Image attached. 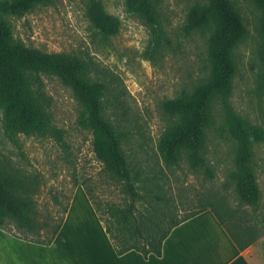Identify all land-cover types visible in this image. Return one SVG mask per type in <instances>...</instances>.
Here are the masks:
<instances>
[{"label": "rangeland", "instance_id": "rangeland-1", "mask_svg": "<svg viewBox=\"0 0 264 264\" xmlns=\"http://www.w3.org/2000/svg\"><path fill=\"white\" fill-rule=\"evenodd\" d=\"M88 1L52 0L6 20L16 42L44 53L80 58L87 66L88 80L104 87L103 115L121 137L132 180L142 196L136 206L144 231L150 225L148 218L161 219L166 227L168 218L182 219L212 205L233 222L257 223L264 213V140L252 150L260 202L257 207L246 206L233 179L238 143L227 125L220 96L212 100L204 131V165L194 168L186 150L177 164H168L160 150L161 140L175 135L182 123L181 117L165 111L164 103L192 93L210 76L212 27L189 35L184 32L190 11L209 0H152L158 11L156 26L130 12L128 0H101L120 23L112 37H105L92 24ZM230 1L247 30L232 53L237 71L230 106L241 119L264 131V64L258 54L262 10L256 0ZM34 89L44 98L50 132L7 133L0 105V164L28 179L42 234L20 230L10 220L4 230L21 239L42 240L48 231L45 224L65 220L64 210L72 208L63 236L73 246H94L98 235L91 231L103 222L82 195L71 204L77 193L92 199L107 222V209L127 206L130 197L124 183L96 157L92 131L81 121L84 108L72 89L56 75L44 73L35 75ZM251 246L264 254V235Z\"/></svg>", "mask_w": 264, "mask_h": 264}, {"label": "trees", "instance_id": "trees-1", "mask_svg": "<svg viewBox=\"0 0 264 264\" xmlns=\"http://www.w3.org/2000/svg\"><path fill=\"white\" fill-rule=\"evenodd\" d=\"M256 1L262 10L258 54L264 64V0ZM51 2L52 0H0V105L4 108L5 131L12 135H47L50 132L51 119L46 112L42 94L34 89V78L40 73L56 75L72 89L84 108L81 121L92 131V145L96 157L109 173L124 183L125 192L130 197L127 206L120 208L112 205L107 209L109 222L100 214L92 199L90 200L119 256L133 250L144 256H161L163 242L173 228L208 210L215 215L240 251L253 245L264 235V213L257 223L250 226L233 222L231 217L221 213L213 205L196 210L182 219L168 218L166 227L162 226L161 219L148 218L150 225L144 231L136 206L142 196L132 180L127 157L121 147V137L103 115L104 87L88 80L87 66L80 58L44 53L26 47L13 38L6 16L19 17L38 5H48ZM127 6L130 12L140 15L149 24H159L158 11L152 0H128ZM87 12L92 24L105 37L115 36L119 32V21L107 13L101 0H89ZM207 27H212L208 48L210 76L192 93L164 103L165 111L181 117L182 123L175 135L165 136L161 140L160 150L168 164H177L182 151L186 150L194 168L204 165L201 157L204 131L210 118L212 100L215 96H220L227 125L238 143V168L233 174L237 193L243 204L257 207L261 193L252 168V150L256 143L264 140V131L241 119L229 102L237 71L232 53L246 37L247 30L230 0H209L206 5L193 8L188 14L184 32L189 35ZM23 176L0 164V228L4 229L10 220L20 230L41 236L42 228L36 221L30 184ZM67 211L66 208L64 214ZM63 223L64 217L54 226L45 224L48 231L42 240H31L27 237L22 239L50 245Z\"/></svg>", "mask_w": 264, "mask_h": 264}, {"label": "crops", "instance_id": "crops-1", "mask_svg": "<svg viewBox=\"0 0 264 264\" xmlns=\"http://www.w3.org/2000/svg\"><path fill=\"white\" fill-rule=\"evenodd\" d=\"M80 195L95 211L90 199L81 191L71 204ZM71 209L50 245L12 236L0 228V264H264V254L256 246L240 251L209 210L173 228L163 242L161 256H144L135 250L119 256L97 215L99 226L91 231L98 235L97 244L73 246L63 236Z\"/></svg>", "mask_w": 264, "mask_h": 264}]
</instances>
